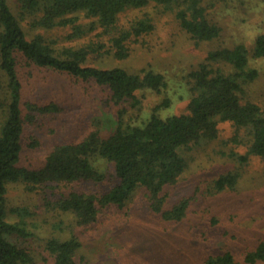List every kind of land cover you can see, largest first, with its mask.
Here are the masks:
<instances>
[{
	"label": "trees",
	"instance_id": "1",
	"mask_svg": "<svg viewBox=\"0 0 264 264\" xmlns=\"http://www.w3.org/2000/svg\"><path fill=\"white\" fill-rule=\"evenodd\" d=\"M151 3L174 12L181 28L195 41L212 42L221 36L222 29L210 18L204 0H0V78L5 83L4 96H0V264L33 263L32 255L11 240L29 237L30 233L24 219L8 218L10 183L22 182L29 192L60 189L62 195L53 207L70 212L77 227L102 220L109 210L123 207L139 190L145 191L151 211L162 221L177 223L186 216L189 199L166 208L162 192L187 171L184 149L215 140L218 125L228 122L236 130H245L250 139L245 155H232L241 164L250 156L264 160V109L243 101L247 87L259 76L257 69L249 68L250 52L245 45L209 52L188 74L191 99L182 114L162 115L171 105L168 98L150 112L142 110L139 93H162L167 88L162 73L87 65L96 55L127 58L128 41L151 33L154 24L146 15L119 30L118 16L126 9ZM82 15L90 19L88 24L81 22ZM66 28L71 30L67 39L101 31L97 42L56 49L45 34ZM253 48L256 59L264 58V35L256 38ZM44 72L67 78L70 83L92 81L106 90L117 121L108 135H103L100 123H94L82 139L56 144L40 167L30 168L22 165L25 125L39 115L61 110L54 102L43 103L36 91L39 83H48ZM126 104L135 113L133 117ZM239 180L237 171L229 172L215 179L209 189L213 193L233 191ZM107 181L112 184L102 189ZM11 212L23 217L25 210L16 207ZM81 246L78 237H50L45 250L52 264H81ZM245 261L264 262V242L247 253ZM203 264L236 262L232 253L225 252L208 256Z\"/></svg>",
	"mask_w": 264,
	"mask_h": 264
},
{
	"label": "rangeland",
	"instance_id": "2",
	"mask_svg": "<svg viewBox=\"0 0 264 264\" xmlns=\"http://www.w3.org/2000/svg\"><path fill=\"white\" fill-rule=\"evenodd\" d=\"M204 4L210 18L222 29L217 40H193L181 28L174 12L151 3L144 8L126 9L118 16L119 30L127 29L146 15L154 24L151 33L128 41L127 58L96 55L89 58L87 65L122 68L132 73L142 69L162 73L167 88L162 93H139L142 110L150 112L168 98L171 105L162 110V115L182 114L187 112L191 99L188 74L209 52L243 44L250 52L249 68L259 73L247 87L243 101L259 104L264 109V58L256 59L253 55L256 38L264 35V0H204ZM81 18L84 25L90 22L84 15ZM23 27L27 30V23ZM100 31L67 39L71 30L66 28L45 36L54 41L56 49L77 48L91 40L97 42ZM43 75L48 83L42 81L36 91L43 103L54 102L61 110L39 116L37 113L36 120L25 125L22 165L30 168L40 167L56 144L82 139L94 123H100L103 135H108L117 121L106 90L94 82L70 83L67 78L52 76V73ZM4 89L5 83L0 78V96H4ZM126 107L133 117L131 106L126 104ZM249 142L245 130H236L230 123L222 122L215 140L184 149L183 155L189 163L187 171L176 184L165 187L162 192L166 208L189 199L186 216L177 223L162 221L151 211L145 191L139 190L123 207L109 210L102 220L77 227L70 212L53 207L62 195L60 189L29 192L22 182L10 183L8 218L10 221L24 219L30 233L29 237L11 240L32 255L31 264H52L45 250L48 238L73 236L82 242L78 253L81 264H203L208 256L225 252L234 255L236 264H248L246 254L264 242V160L250 156L248 162L241 164L232 153L245 155ZM110 171L109 166V178ZM233 171L240 174L239 184L233 191H210L215 179ZM108 181L102 189L112 184ZM16 207L25 210L23 217L11 212Z\"/></svg>",
	"mask_w": 264,
	"mask_h": 264
}]
</instances>
